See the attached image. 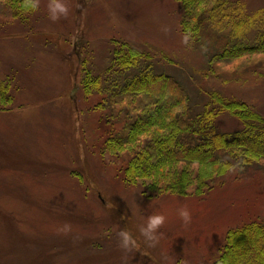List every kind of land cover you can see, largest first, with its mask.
Here are the masks:
<instances>
[{"label": "rangeland", "instance_id": "rangeland-1", "mask_svg": "<svg viewBox=\"0 0 264 264\" xmlns=\"http://www.w3.org/2000/svg\"><path fill=\"white\" fill-rule=\"evenodd\" d=\"M240 1L241 20L255 22L246 45L257 46L264 0ZM47 2L27 20L14 19L0 2V73L14 85L13 102L0 101V264H169L165 257L214 264L232 230L264 218V160L231 159L227 172L213 168L218 176L202 190L163 194L158 180L145 178L129 184L128 156L107 150L124 123L108 108L109 92L86 95L82 81L87 70L103 80L115 49L127 44L149 56L154 74L176 77L193 105L204 107L220 92L246 105L243 116L264 118V54L231 60L216 73L211 57L223 46L220 33L188 46L178 0H68L70 15L57 22L48 18ZM243 129L230 115L216 123L219 133ZM179 165L166 168L171 181L212 170L190 165L192 172H182L176 167L186 165ZM182 208L190 223L179 217ZM156 212L167 219L153 248L139 227ZM122 229L137 241L132 252L118 247Z\"/></svg>", "mask_w": 264, "mask_h": 264}, {"label": "trees", "instance_id": "trees-1", "mask_svg": "<svg viewBox=\"0 0 264 264\" xmlns=\"http://www.w3.org/2000/svg\"><path fill=\"white\" fill-rule=\"evenodd\" d=\"M178 1L184 11L181 29L187 35L188 46L205 42L208 33H220L218 37L223 46L211 57V63H217L214 66L216 73L221 74L219 65L225 66L231 60L248 54H264L263 36H260L259 45H246L252 39L248 37L254 38L250 29L255 22L251 19L241 20L246 6L240 0ZM0 2L9 6L14 19L27 20L32 14L25 11V0ZM118 48L103 80L87 70L82 85L86 95L109 92L108 108L117 112L124 123L123 130L108 140L107 150L128 156L125 177L129 184H137L145 178L155 182L158 180L164 189L158 192L163 194L165 189L169 190L166 193L176 194L192 186L202 190L209 187L208 182L212 178L232 168L231 159L243 165L264 160L262 116L256 113L243 116L239 109L246 105L239 100L226 98L220 92L212 94L209 98L211 101L207 100L204 107L202 104L195 106L186 87L176 77L153 73L151 64H147L149 56L145 57V53L127 44ZM12 81L0 73V101L13 102ZM125 109L132 115L123 117V114H127ZM222 115L236 118L244 124V129L236 133L217 132L216 123ZM118 117L111 118L117 120ZM179 164L186 165L184 168L176 167L182 172L190 173L192 171L187 168L197 165L212 170L216 168L218 174L216 170H211L206 177L198 172L192 180L184 181L177 177L171 181V174L165 170ZM230 249L246 257L236 260L234 253H229ZM224 260L230 264H264V218L228 234L226 246L214 264H228Z\"/></svg>", "mask_w": 264, "mask_h": 264}, {"label": "clouds", "instance_id": "clouds-1", "mask_svg": "<svg viewBox=\"0 0 264 264\" xmlns=\"http://www.w3.org/2000/svg\"><path fill=\"white\" fill-rule=\"evenodd\" d=\"M40 6L41 0H25L24 3L25 11L28 13L38 12L40 10ZM47 13L48 18L52 22H57L62 18L67 19L70 15L68 0H48ZM187 39V36H185V43L187 42ZM178 214L185 224L190 223L191 215L186 208L180 209ZM166 219V216L156 212L148 215L145 218L144 223L140 225L139 231L149 247L154 248L159 244V240L162 235V233H160V229L166 223ZM65 230H68L67 225L65 226ZM117 238L118 247L125 252H132L138 247L136 239L126 229L120 230L117 233ZM165 259L169 260V264H177V261L170 260L168 257H165ZM179 264H185V262L180 260Z\"/></svg>", "mask_w": 264, "mask_h": 264}]
</instances>
